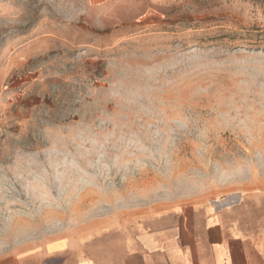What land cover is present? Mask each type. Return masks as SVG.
Listing matches in <instances>:
<instances>
[{"label": "rangeland", "instance_id": "374dc122", "mask_svg": "<svg viewBox=\"0 0 264 264\" xmlns=\"http://www.w3.org/2000/svg\"><path fill=\"white\" fill-rule=\"evenodd\" d=\"M264 190V0H0V257Z\"/></svg>", "mask_w": 264, "mask_h": 264}, {"label": "crops", "instance_id": "0c3cea01", "mask_svg": "<svg viewBox=\"0 0 264 264\" xmlns=\"http://www.w3.org/2000/svg\"><path fill=\"white\" fill-rule=\"evenodd\" d=\"M0 264H264V190L189 204L118 232L47 240Z\"/></svg>", "mask_w": 264, "mask_h": 264}]
</instances>
